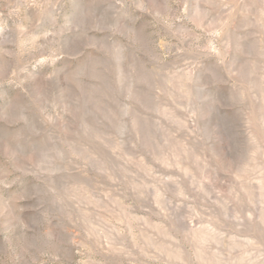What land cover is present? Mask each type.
I'll list each match as a JSON object with an SVG mask.
<instances>
[{"label":"rangeland","instance_id":"1","mask_svg":"<svg viewBox=\"0 0 264 264\" xmlns=\"http://www.w3.org/2000/svg\"><path fill=\"white\" fill-rule=\"evenodd\" d=\"M0 264H264V0H0Z\"/></svg>","mask_w":264,"mask_h":264}]
</instances>
